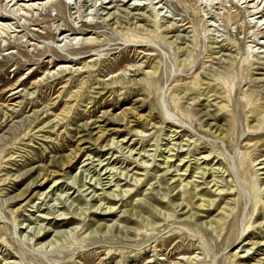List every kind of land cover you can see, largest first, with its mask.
Here are the masks:
<instances>
[{
  "label": "rangeland",
  "instance_id": "374dc122",
  "mask_svg": "<svg viewBox=\"0 0 264 264\" xmlns=\"http://www.w3.org/2000/svg\"><path fill=\"white\" fill-rule=\"evenodd\" d=\"M125 2L0 0V264H264V0Z\"/></svg>",
  "mask_w": 264,
  "mask_h": 264
},
{
  "label": "bare ground",
  "instance_id": "6f19581e",
  "mask_svg": "<svg viewBox=\"0 0 264 264\" xmlns=\"http://www.w3.org/2000/svg\"><path fill=\"white\" fill-rule=\"evenodd\" d=\"M48 0H24V2H27V4H28V9H35V7H39V8H41V7H43V6H45V5H47V2ZM118 2H122L125 6H127V4L128 3H126L125 2V0H117ZM130 2V1H129ZM247 2V1H246ZM25 7V6H24ZM23 7V8H24ZM131 7H134V9H136V10H140L138 7H143L144 9H146V4H139V3H134L133 4V6H131ZM130 7V8H131ZM25 8H27V6L25 7ZM38 8V9H39ZM112 9H114V8H112ZM152 13H153V18L154 19H156L157 17L156 16H158L157 15V13L154 11V10H152ZM108 14H110V13H108ZM113 13H111L110 15H112ZM160 15V14H159ZM117 24V23H116ZM168 28H170L171 26H167ZM126 29V28H125ZM172 29V28H171ZM181 29H183V28H181ZM3 30V29H2ZM169 30V29H168ZM176 31V30H175ZM125 32H126V34H129V33H136V35H138L137 33V31H136V28H135V30H130V29H126L125 30ZM140 34V33H139ZM170 34V33H169ZM133 35V34H132ZM135 38H133V40H135L134 42H136V44L137 43H144L143 42V37L141 38L140 37V35L139 36H134ZM89 39H93L92 37L91 38H89ZM90 42V41H89ZM92 42V41H91ZM95 44V43H94ZM93 45V44H92ZM138 45V44H137ZM141 47H143V46H141ZM145 56V55H144ZM85 58V57H84ZM90 58V57H89ZM79 60H82L81 58L79 59ZM147 60H149V58H147ZM65 61V60H64ZM84 61V60H83ZM121 61V60H120ZM67 63H68V61H66ZM73 62H75V61H73V60H71V62H69V63H73ZM123 62V61H122ZM120 64V63H119ZM74 66V65H73ZM132 67H135L134 65H131ZM86 66H83L82 67V69H84ZM127 68V67H126ZM65 69V71H66V69H68V68H64ZM129 69V68H128ZM128 69H123L122 71L123 72H125V71H127ZM135 71V70H134ZM136 71H141V69H137ZM50 73V72H49ZM113 74V77H112V79H111V81L109 82V83H99V87L97 88L99 91L96 93V94H98V95H100L101 94V92H103V91H105V90H107V89H113L115 86L117 87V85L119 84V82H120V78L123 76V74H118V73H112ZM124 77V76H123ZM122 79V78H121ZM115 87V88H116ZM207 90H209V92L208 93H210V92H216V94H219V95H222L223 97H225V93L226 92H222V91H220V93H219V89L216 87V85H214V84H212L211 82L210 83H208L207 84V87L205 88V91H207ZM176 91L177 92H180V93H182V92H184V90L182 89V88H176ZM229 92V91H228ZM200 94V93H199ZM253 98V97H252ZM254 101H261V99H257V100H254ZM8 108V107H7ZM263 110V111H262ZM43 113H46L47 114V112L45 111V112H43ZM128 114V113H127ZM165 114V113H164ZM124 115V114H123ZM125 115H126V113H125ZM129 115V114H128ZM253 115L254 116H258V115H262V117H261V120H260V124L259 125H255V127L257 128V131H261L262 129H263V124H264V101H262L259 105H256L255 107H254V110H253ZM164 116V115H163ZM125 118V117H124ZM127 118V117H126ZM129 119V118H128ZM162 119V118H161ZM38 120V119H37ZM162 120H164V121H166V118H164L163 117V119ZM34 124V122H32V125ZM209 125V124H208ZM38 126V125H37ZM36 126V127H37ZM210 126H213L214 127V125H212V124H210ZM254 127V126H253ZM252 127V128H253ZM254 127V128H255ZM258 127H259V129H258ZM216 128V127H215ZM220 128V127H219ZM218 128V129H219ZM255 128V129H256ZM208 129H209V127H208ZM214 129V128H213ZM34 130V127L32 126V128L30 129V131L28 132V133H31L32 131ZM209 130H212V129H209ZM222 130V129H221ZM215 132H218V131H216V129H215ZM92 137V136H91ZM114 141V139H112V140H110L108 143L111 145V142H113ZM113 144V143H112ZM74 156V155H73ZM67 158V157H66ZM65 158V159H66ZM75 158H76V155H75ZM63 162V161H62ZM73 161H72V159H69L68 160V162H67V164H66V161H65V164L66 165H70V166H72V163ZM64 164V165H65ZM60 165V164H59ZM58 165V166H59ZM64 165H63V168H64ZM67 167V166H66ZM65 167V168H66ZM55 168H57L58 169V167H56L55 166ZM60 168V167H59ZM62 167H61V169H58V171H52V170H47L45 173H42V174H40L39 176H42L41 178H40V180H44V181H53V180H55L57 177H60L61 175V170L62 171H64V169H63ZM68 168V167H67ZM33 170H31L30 172H32ZM60 171V172H59ZM39 179H36V181L32 184V185H35V183H37L38 181H40ZM187 185H190V184H187ZM24 195H25V192H22V193H20V194H18L14 199H20V198H22V197H24ZM200 196V197H199ZM194 195V194H191L190 192L188 193V195L187 196H185L184 195V198H183V200L185 199L186 201H189L190 203H192V199H195L196 197L198 198V201H201L202 203L201 204H204V202H205V195ZM183 197V196H182ZM178 198H180V197H178ZM214 202L215 201H210V200H208V201H206V203H209L211 206H214ZM208 205V204H207ZM206 205V206H207ZM201 206H205V205H200V207ZM221 213V212H220ZM240 262H238V264H239Z\"/></svg>",
  "mask_w": 264,
  "mask_h": 264
}]
</instances>
